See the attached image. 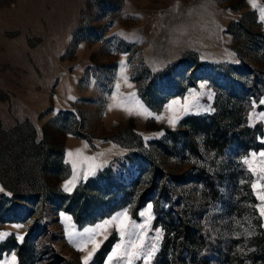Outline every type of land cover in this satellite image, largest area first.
<instances>
[{"label": "rangeland", "instance_id": "374dc122", "mask_svg": "<svg viewBox=\"0 0 264 264\" xmlns=\"http://www.w3.org/2000/svg\"><path fill=\"white\" fill-rule=\"evenodd\" d=\"M256 4L0 0V233L11 234L0 264L13 253L17 264H82L92 246L79 251L67 232L124 211L141 224L148 204L151 264H264L256 178L241 163L264 151V0ZM186 98L190 112L167 109ZM137 104L152 115L129 114ZM73 162L80 178L69 193ZM97 240L89 264H107L116 227Z\"/></svg>", "mask_w": 264, "mask_h": 264}, {"label": "snow or ice", "instance_id": "6c2138e0", "mask_svg": "<svg viewBox=\"0 0 264 264\" xmlns=\"http://www.w3.org/2000/svg\"><path fill=\"white\" fill-rule=\"evenodd\" d=\"M249 4L255 9L257 8L256 0H248ZM260 22L264 23V8L260 9ZM121 78L124 83H128V78L124 74V63L121 62ZM131 87V85H128ZM120 85H116V89L119 90ZM201 89L205 88V84L200 85ZM193 96L200 95L199 93H193ZM134 96V94H133ZM71 98V97H70ZM115 99V97H113ZM260 104H264V100L260 101ZM174 105H180L181 109L184 113H188L192 110L193 105L188 102L186 98L184 103L181 104L178 100H173L171 104L167 106L169 111H173ZM255 107V104L253 105ZM129 114H133V111L138 115L147 114L151 116L152 113L148 112L143 105H134L132 108L127 109ZM156 119H162V117L157 116ZM178 117L173 114L171 118L168 119V123L172 126H175ZM257 119L264 121V113L258 114ZM248 120L250 121L251 126H254V114L249 113ZM264 143V140L261 141ZM87 147V145H86ZM68 157L71 158L73 156L72 152L67 153ZM77 156L80 155L78 151L76 153ZM100 155H103L101 153ZM95 159V158H88ZM241 163L246 167V170L251 173L253 177L256 179L251 183V189L253 194L258 201L257 204L254 205L255 211L258 213L259 217L264 220V151L259 153H250L248 156L242 158ZM73 167V177L71 180H68L64 184V191L71 192L75 187L77 180L80 178V175L76 173V164L72 163ZM103 167L102 164L89 165L86 170L83 171V179H87L89 175H94L96 169ZM152 205L148 204L147 208L144 211H141L139 215L144 218L143 223L137 224L133 221L127 211L120 213L118 216H114L109 220L103 221L101 224L95 226V228L86 229L83 233H76L74 231L67 232L69 237V242L74 243L77 249L81 252H85L88 249V246L91 245V251H87V254L83 258L82 264H89L92 260L95 253L99 250L100 244L102 241L97 240V237L103 235L107 232L108 227L114 225L116 227V231L119 234L120 241L115 245L112 249L111 253L107 256V264H134L135 261L141 260L143 264H151V260L153 259L156 251L158 250V244L155 242L148 241V233L153 231L151 228V220L153 219L152 215ZM65 219H70V217H65ZM264 226V225H261ZM14 228L20 229L23 227L22 224L13 225ZM67 231V230H66ZM10 233H0V241L7 238ZM76 236H87V239H83L80 241H76ZM162 236V232L156 231L155 239L159 240ZM18 241H23V236H16ZM104 239H107V236L104 235ZM4 264H17L15 254H11V259L9 261H5Z\"/></svg>", "mask_w": 264, "mask_h": 264}, {"label": "trees", "instance_id": "16d2710c", "mask_svg": "<svg viewBox=\"0 0 264 264\" xmlns=\"http://www.w3.org/2000/svg\"><path fill=\"white\" fill-rule=\"evenodd\" d=\"M223 136H224V135H223ZM184 232L188 234L189 231L187 232V230H185ZM263 257H264V254H263Z\"/></svg>", "mask_w": 264, "mask_h": 264}]
</instances>
